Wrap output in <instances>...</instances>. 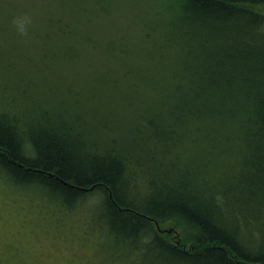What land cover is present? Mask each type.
I'll use <instances>...</instances> for the list:
<instances>
[{
    "label": "trees",
    "instance_id": "trees-1",
    "mask_svg": "<svg viewBox=\"0 0 264 264\" xmlns=\"http://www.w3.org/2000/svg\"><path fill=\"white\" fill-rule=\"evenodd\" d=\"M46 22L72 37L70 65L87 78L104 70L89 64L102 53L89 32L117 25L121 65L98 86L137 108L131 144L113 131L88 144L69 122L82 115L24 106L34 71L53 79L41 67L53 43L34 58L47 46L25 31ZM0 163L2 180L51 201L96 193L116 242L147 264H264V0H0Z\"/></svg>",
    "mask_w": 264,
    "mask_h": 264
},
{
    "label": "rangeland",
    "instance_id": "rangeland-1",
    "mask_svg": "<svg viewBox=\"0 0 264 264\" xmlns=\"http://www.w3.org/2000/svg\"><path fill=\"white\" fill-rule=\"evenodd\" d=\"M46 21L50 22L49 19ZM47 22L43 28L26 26L25 31L30 38L36 39L40 35L39 44L47 46L41 48V55L34 54L37 56L34 58L41 57L43 61V52L51 50L48 45L53 43V60H45L41 65L53 69V79L49 75H40L36 79L34 71V85L28 94L35 102L26 98L23 100L24 106L41 104L53 113L69 111L82 115L85 121L83 127L79 120L70 119L69 122L72 126L83 128L88 135V144H110L114 137L102 134L104 131H113L115 142L122 146L129 142L131 144L129 126L125 128V125L131 121V114L137 108L131 111L128 104L119 105L122 102H117L118 98L123 101L128 96H119L98 86L103 74L115 75L121 65L116 55L108 50L109 43L112 50L114 46L117 47L113 41L119 40L117 25L103 26L99 32H89L96 36L94 38L100 42L102 50L101 54L98 51L90 53L89 64L93 68L98 59L99 64L104 63V70L95 71L94 76L87 78L85 73L80 76V70L70 65L68 55L69 47L73 44L72 37L57 35ZM77 34L81 39L82 33L77 31ZM83 48L87 49V46ZM34 58L30 60L31 65H35ZM61 73L70 78L61 82L57 77ZM44 77L47 83L41 85ZM72 134L76 135L74 140H83L76 131ZM141 142L138 146L143 144ZM179 158L182 159L181 156ZM187 160L192 161L193 157ZM50 198L34 189L20 190L0 178V264H147L145 254L134 253L116 242L120 236L115 234L111 220L99 213L100 203L96 193L74 206L51 201ZM173 227L166 224L161 226V230ZM180 233L176 229L172 239L178 238Z\"/></svg>",
    "mask_w": 264,
    "mask_h": 264
},
{
    "label": "snow or ice",
    "instance_id": "snow-or-ice-1",
    "mask_svg": "<svg viewBox=\"0 0 264 264\" xmlns=\"http://www.w3.org/2000/svg\"><path fill=\"white\" fill-rule=\"evenodd\" d=\"M3 168V164L2 163H0V169H2Z\"/></svg>",
    "mask_w": 264,
    "mask_h": 264
}]
</instances>
